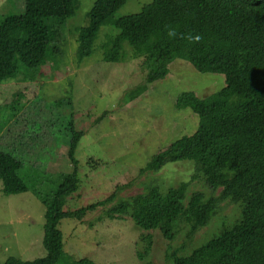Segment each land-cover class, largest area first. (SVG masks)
I'll use <instances>...</instances> for the list:
<instances>
[{"label":"trees","instance_id":"trees-1","mask_svg":"<svg viewBox=\"0 0 264 264\" xmlns=\"http://www.w3.org/2000/svg\"><path fill=\"white\" fill-rule=\"evenodd\" d=\"M125 1L93 4L87 26L76 30L77 60L81 63L91 56L102 27L117 30L102 47L103 61L121 63L127 45L134 58H142L147 72L145 85L126 96L128 104L147 85L165 79L175 60L186 62L198 74L222 76L224 87L217 93L204 98L191 92L178 96L175 109L197 117L195 132L159 149L138 170L141 176L156 174L168 164L191 162L194 174L189 182L167 189L149 181L141 194L129 198H121L125 187L116 185L104 200L65 211L79 187L75 153L82 138L70 118L71 174L47 176L0 151L2 194L27 192L26 180L31 179V191L44 207L45 252L32 261L10 257L2 264H94L88 259L73 261L64 253L58 227L64 219L80 222L99 208L109 220L127 218L134 224L142 244L140 261L150 255L151 233L170 242L184 226L188 243L167 250L169 264H264V0H152L140 13L115 19ZM76 6V0H23V13L1 19L0 84L13 80L20 68L27 77L53 62L61 29ZM60 103L69 106L70 99ZM103 118L96 120V127ZM37 187L51 190L44 194ZM226 206L234 209L230 218L220 215ZM217 218L218 228L196 243L197 232Z\"/></svg>","mask_w":264,"mask_h":264},{"label":"rangeland","instance_id":"rangeland-1","mask_svg":"<svg viewBox=\"0 0 264 264\" xmlns=\"http://www.w3.org/2000/svg\"><path fill=\"white\" fill-rule=\"evenodd\" d=\"M96 1L76 0L74 16L61 29L53 62L27 77L20 68L13 80L0 84V151L12 154L25 168L51 177L71 174L67 158L70 118L73 129L82 134L75 153L79 187L67 200L65 211L104 200L116 185L125 187L120 197L129 198L141 194L149 181L162 189L189 182L194 174L191 162L168 164L156 174L141 176L138 170L159 149L195 132L197 117L189 110L175 109L180 94L191 92L204 98L224 87L222 76L198 74L186 62L175 60L168 66L165 79L147 85L142 95L126 103L130 92L145 85L147 72L142 58H134L127 45L123 47L124 61H103L102 47L117 30L102 27L91 56L81 63L77 60L76 30L87 26L88 13ZM151 2L126 0L114 18L138 14ZM21 13L23 0H0V21ZM66 98L70 99L69 106L60 103ZM12 102L15 104L11 105ZM103 115L96 127V120ZM26 182L27 192L11 196L2 194L0 182V264L10 257L32 261L45 255L44 207L31 191V179ZM37 189L44 194L51 190ZM197 191L211 196L203 189ZM232 213V206H226L220 215L230 218ZM219 220H211L198 231L194 236L196 243L216 230ZM58 229L64 253L73 261L88 259L94 264H169L167 250H178L188 243L184 226L170 242L153 232L150 255L140 261L137 253L142 244L134 224L127 218L109 220L100 208L80 222L64 219Z\"/></svg>","mask_w":264,"mask_h":264},{"label":"clouds","instance_id":"clouds-1","mask_svg":"<svg viewBox=\"0 0 264 264\" xmlns=\"http://www.w3.org/2000/svg\"><path fill=\"white\" fill-rule=\"evenodd\" d=\"M174 34H175L174 32H170V33H169V35H174ZM199 39H200V37H199V36H196V37H195V40H197V41H198Z\"/></svg>","mask_w":264,"mask_h":264},{"label":"bare ground","instance_id":"bare-ground-1","mask_svg":"<svg viewBox=\"0 0 264 264\" xmlns=\"http://www.w3.org/2000/svg\"><path fill=\"white\" fill-rule=\"evenodd\" d=\"M141 94V93H140Z\"/></svg>","mask_w":264,"mask_h":264}]
</instances>
